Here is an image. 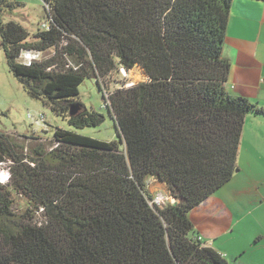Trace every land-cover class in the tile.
Wrapping results in <instances>:
<instances>
[{
	"label": "trees",
	"instance_id": "16d2710c",
	"mask_svg": "<svg viewBox=\"0 0 264 264\" xmlns=\"http://www.w3.org/2000/svg\"><path fill=\"white\" fill-rule=\"evenodd\" d=\"M41 1L48 28L29 40L19 24L2 22L22 4L0 0V47L30 98L74 129L95 128L104 116L76 100L85 79L101 93L120 68H138L145 80L106 98L114 141L56 128L51 149L39 145L26 160L0 131L9 174L0 183V264H230L201 244L189 212L237 172L246 117L264 118V108L225 89L235 0ZM149 180L174 203L151 206ZM15 195L27 202L22 212Z\"/></svg>",
	"mask_w": 264,
	"mask_h": 264
},
{
	"label": "crops",
	"instance_id": "0c3cea01",
	"mask_svg": "<svg viewBox=\"0 0 264 264\" xmlns=\"http://www.w3.org/2000/svg\"><path fill=\"white\" fill-rule=\"evenodd\" d=\"M223 55L230 63L226 91L264 108V2H233ZM236 165L231 180L191 210L189 219L201 244L230 264H264L263 117H246Z\"/></svg>",
	"mask_w": 264,
	"mask_h": 264
},
{
	"label": "rangeland",
	"instance_id": "374dc122",
	"mask_svg": "<svg viewBox=\"0 0 264 264\" xmlns=\"http://www.w3.org/2000/svg\"><path fill=\"white\" fill-rule=\"evenodd\" d=\"M6 1L10 3L19 2L22 5L15 7L11 12H4L2 22L19 24L28 33L29 40H33V35L37 30H42L41 26L47 23V16L42 1ZM52 55L53 50L35 57L30 56L28 59H26V56H22L21 62L38 61L49 58ZM144 80L145 78L138 68H134L129 72L119 69L109 78L102 80L101 84L103 92L111 94L116 90L137 85ZM76 100L88 110L101 113L104 116L103 123L95 128L74 129L65 120L54 116L42 101L32 99L26 94L22 84L10 71L3 50L0 47V131L12 137L11 142L19 147V152L23 156H27L26 160H29L28 158L33 155V150L39 145L44 153L51 149V139L56 128L98 141L110 142L116 140L114 122L104 108L102 93L99 91L95 79L88 78L82 82L78 88ZM40 116H43L44 122L39 121ZM21 136H32L35 139H24ZM8 177V165L0 163V182H8ZM157 187L156 182L150 181L149 190L152 195L158 192L167 194V190H159ZM14 200L13 209L15 211L22 212L26 209L27 202L22 197L15 195Z\"/></svg>",
	"mask_w": 264,
	"mask_h": 264
},
{
	"label": "built area",
	"instance_id": "2783aa9c",
	"mask_svg": "<svg viewBox=\"0 0 264 264\" xmlns=\"http://www.w3.org/2000/svg\"><path fill=\"white\" fill-rule=\"evenodd\" d=\"M48 28V25H47V23H45V24H43L42 26H41V29H43V30H45V29H47ZM37 55H40V54H37V53H32V52H26V53H23V55L22 56H26V59H28L30 56H37ZM31 61H29V62H27V64H29ZM120 70H122V71H126L125 69H123V68H120ZM133 70V69H132ZM131 71V70H130ZM127 72H129V71H127ZM99 86H100V84H99ZM101 88V87H100ZM129 88V87H128ZM123 89V88H122ZM101 90H102V92H103V86H102V88H101ZM103 94V98H104V100H105V103H104V105H107V101H106V98L110 95V94H106V93H102ZM39 121H41V122H44V118H43V116H40L39 117ZM150 181H153V180H149L148 181V189H149V187H150ZM153 182H155V181H153ZM150 191V190H149ZM174 203V199L173 198H171L170 197V195L168 194V192H167V194H165V193H163V192H158L157 194H155V195H153L152 196V200L150 201V205L151 206H156V207H158V208H162L163 206H165V205H171V204H173Z\"/></svg>",
	"mask_w": 264,
	"mask_h": 264
},
{
	"label": "water",
	"instance_id": "95a60500",
	"mask_svg": "<svg viewBox=\"0 0 264 264\" xmlns=\"http://www.w3.org/2000/svg\"><path fill=\"white\" fill-rule=\"evenodd\" d=\"M76 110H77V107L72 106V107L70 108L69 115H70V116L73 115V114L76 112Z\"/></svg>",
	"mask_w": 264,
	"mask_h": 264
},
{
	"label": "clouds",
	"instance_id": "9594fccd",
	"mask_svg": "<svg viewBox=\"0 0 264 264\" xmlns=\"http://www.w3.org/2000/svg\"><path fill=\"white\" fill-rule=\"evenodd\" d=\"M1 183V182H0Z\"/></svg>",
	"mask_w": 264,
	"mask_h": 264
}]
</instances>
